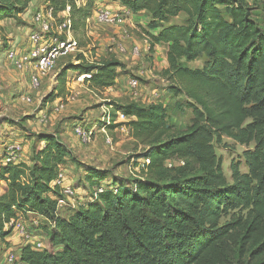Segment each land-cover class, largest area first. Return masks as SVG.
<instances>
[{
	"label": "trees",
	"instance_id": "trees-1",
	"mask_svg": "<svg viewBox=\"0 0 264 264\" xmlns=\"http://www.w3.org/2000/svg\"><path fill=\"white\" fill-rule=\"evenodd\" d=\"M99 1L50 5L54 13L70 6L73 29L93 16L88 8ZM16 3L24 8L28 0ZM118 3L149 16L143 33L149 52L166 46L161 76L174 96L190 101L191 124L172 131L161 102L113 106L130 119V134L145 147L138 159L149 164L143 177L107 184L108 173L83 169L88 200L65 216L57 211L61 188L52 183L70 153L55 134L39 135L42 147L33 150L32 166L0 169L7 183L0 241L13 234L11 221L33 214L52 225L39 226L41 233L50 231L51 250L22 246L13 264H264V22L252 18L245 0ZM8 7L0 10L11 13ZM261 12L264 18V1ZM179 14L184 24L161 26ZM200 59L202 68L186 66ZM75 62L56 76L62 84L71 71L91 74L89 88L103 90L114 87L124 69L114 58L93 64L81 55ZM222 137L253 146L242 153L245 173L239 162L230 164V183L213 147Z\"/></svg>",
	"mask_w": 264,
	"mask_h": 264
},
{
	"label": "rangeland",
	"instance_id": "rangeland-1",
	"mask_svg": "<svg viewBox=\"0 0 264 264\" xmlns=\"http://www.w3.org/2000/svg\"><path fill=\"white\" fill-rule=\"evenodd\" d=\"M70 1H73L77 6L86 4V0ZM263 1L245 0L249 13L259 24L264 22L261 12ZM118 4V0H101L96 3V6L91 3L88 11L93 13L92 17L94 19V13L97 9L116 7ZM6 6H9L8 10L11 8L12 12L6 11V13H3L0 10V148L7 143H22L23 153L19 163L32 166L33 150L42 147L38 136L41 134H55L70 153L65 159L64 165L60 166V172L63 174L65 182H68V186L75 192L74 202L78 201V197L83 194L81 193L83 190H85L83 192L87 196L89 193L87 183L82 176L83 169L89 168L105 172V174L108 173L109 175L106 176L107 181L104 184L111 183L113 178L132 180L143 177L141 161L138 156L144 153L145 147L132 137L127 121L116 119V116L113 117L112 114L111 120L114 123L110 122L107 125L104 120H101L102 109L93 105V101L90 100L92 97L95 100L97 98L103 100L102 102L105 103L107 108L110 105H121L120 103L137 102L146 105L161 102L166 106L167 123L172 131L182 132L191 124L192 114L187 107L190 101L182 94L174 96L168 90L169 83L161 76L165 65L166 46H160L156 51L148 52L144 43L141 42V46L138 47L139 56H133V45L128 46L132 39L136 37L142 39L149 21L147 19L148 15L144 13L136 15V17H145V24H136L132 19L131 25L130 23L125 25L124 29L128 36L126 38L122 37L116 27L96 24L91 17L84 25L81 20H77L78 23L72 29L71 38L77 43L81 53L74 51L59 58L49 76L41 80L37 89H32L28 75L15 70L8 64L5 51L9 47L21 50L27 48V37L30 31L35 29L32 25V17L35 12L42 9L44 3L43 0H28L26 7L23 8L22 5L16 3V0H0V9ZM221 12L227 18L223 8H221ZM185 20L186 16L179 14L168 22L161 24V26L182 25ZM118 46L125 47L127 51L124 54H117ZM83 54L86 55L87 61L92 60L93 64H100L109 58L124 62V69L117 71L121 72L122 76L117 79L116 85L97 90L99 93L94 92L92 94L88 84L78 87L72 81L74 75L71 71L67 73L66 78L68 81L62 84L56 76L66 68L65 65L76 64L74 62L76 57L83 56ZM186 66L190 69H200L204 66V60L200 59L187 63ZM131 77L137 78L139 82L136 94H133V91L127 86V82ZM67 83L69 85L71 83V86H73L72 91L79 93V95L75 102L65 104V107L55 111V107L59 104L58 98L64 97L67 93L69 86ZM23 97L29 98L30 102H22ZM89 104L90 106H88ZM81 105H85L87 108H81ZM108 110L112 111V109ZM112 112L114 113V111ZM39 113L46 117L43 124L38 121ZM98 124H101L100 129L97 127ZM102 124H105V126ZM76 127L91 133L89 142L83 138L82 141L77 137L74 131ZM107 138L110 145L105 143ZM213 147L216 156L222 161V170L229 183L231 182L229 166L232 162H239L240 172H246L242 153L247 149H252V145L248 147L241 146L227 137H222L221 143L214 142ZM78 188H80L79 193H76ZM68 204L69 206L59 210L60 216L67 215L68 211L71 210V204ZM24 221L23 225L26 230L34 231L35 227L26 215ZM47 228L51 230L52 227L47 224ZM13 234L16 235L17 233L14 231ZM49 234L50 231L40 235L45 237L44 240H40L43 241L44 248L48 251L51 250ZM16 236L22 244L21 236L18 234ZM5 250L7 252V249L0 247V259L3 258ZM0 262L6 264L4 261L0 260Z\"/></svg>",
	"mask_w": 264,
	"mask_h": 264
},
{
	"label": "built area",
	"instance_id": "built-area-1",
	"mask_svg": "<svg viewBox=\"0 0 264 264\" xmlns=\"http://www.w3.org/2000/svg\"><path fill=\"white\" fill-rule=\"evenodd\" d=\"M44 6L42 9L38 10L32 17V23L35 26V29L30 31L27 37V48L25 50L9 47L5 51V58L8 60L9 65H11L15 70L19 72H24L28 75L30 81V87L32 89H37L40 85L41 80L47 78L49 74L53 71L56 61L64 56H67L74 51H78L81 53V50L78 49L77 43L71 38L72 32V22L70 17V6H66L64 11L59 13H54L53 7L50 5V0H43ZM77 5V4H76ZM141 14V13H139ZM138 14H133L129 9L125 7H120L119 10H111L109 8H99L94 13L95 18L91 17L92 20L96 22V24L113 26L119 29L123 38L128 37L127 33L124 29L126 24L131 25L132 18ZM89 18L85 20L88 21ZM141 41L146 46V51L149 52L148 39L145 35H143ZM127 49L123 46H118V50H116L117 54H124ZM133 56H139V48L133 47L132 49ZM75 62V61H74ZM77 63V62H76ZM92 63V60L89 61ZM142 74V72H140ZM139 73V74H140ZM91 79V74H80L74 75V79L72 80L76 84H88V81ZM69 85V83H67ZM139 82L137 78L131 77L127 86L130 90L133 91V94H136V90L138 88ZM73 87H71V83L67 88V93L64 97L58 98V105L55 107V111L62 109L65 107V104H71L75 102L79 93H74L72 91ZM22 102L29 103V98H22ZM109 108H102V112L100 114V119L104 120L107 125L111 120V114L116 116V119H120L121 121H129L130 119L124 116V114L120 111L114 110L113 106H108ZM108 109H112L109 111ZM46 117L39 113L38 121L43 124L45 123ZM77 137L81 140L82 138L85 140H90L91 133L89 131H84L80 127H76L74 129ZM83 141V140H82ZM87 142V143H88ZM106 144L110 145V141L108 138L105 141ZM0 169L1 167L7 165H17L22 157L23 153V145L22 143H11L4 146V148L0 151ZM141 169L145 170V168L149 164V159L142 158L140 159ZM168 166H171L169 162ZM63 174H59L58 178L52 183V185H57L61 188L62 197L57 200V211L60 209L69 206L68 203L71 204V207L74 208L73 204H75L73 198L75 196V192L73 189L65 184V180L62 176ZM6 180L1 178L0 175V196L4 193L6 188ZM101 192V191H99ZM34 216L30 217L32 221V225L35 227L34 231H27L25 226L23 225L24 216L17 218L15 221H11L7 226L12 227L13 230L22 238V246H30L35 250L44 249L43 241L39 239L40 235V223L39 216L33 214H27ZM52 226V225H51ZM34 233V235H32ZM36 234V236H35ZM19 251H7L5 250L2 261L6 264H13L19 259ZM2 264V262H0Z\"/></svg>",
	"mask_w": 264,
	"mask_h": 264
},
{
	"label": "crops",
	"instance_id": "crops-1",
	"mask_svg": "<svg viewBox=\"0 0 264 264\" xmlns=\"http://www.w3.org/2000/svg\"><path fill=\"white\" fill-rule=\"evenodd\" d=\"M103 1V0H102ZM117 7V8H116ZM116 7H108L109 9H111V10H119L120 9V5L118 4V6H116ZM140 18V19H139ZM133 19V22H135L136 24L138 23L139 25H142V24H145V17H142V16H140V17H136V15L132 18ZM137 19V20H136ZM147 19H148V17H147ZM133 34V33H132ZM118 37H119V35H118ZM135 37V36H134ZM141 40L140 39H138V37H136V38H134V39H132L131 40V42H129V44H128V46H132L133 45V47H140L141 46ZM158 48H160V46H155L154 48H153V50L152 51H156ZM165 55H166V50H165ZM83 57H84V59L87 61V58H86V55L85 54H83ZM164 59H165V65L163 66V69H166V67H167V64H166V56H164ZM88 62V61H87ZM119 62H120V60H119ZM76 63V62H75ZM121 63L122 64H125L124 62H122L121 61ZM9 64V63H8ZM73 75H75L74 73H73ZM117 82V81H116ZM76 84V83H75ZM78 87H82L84 84H76ZM71 87H73V86H71ZM90 90V93H92V94H94V92H97V90H92V89H89ZM97 93H99V92H97ZM91 101H93V105H96V108H97V106L100 108L101 107V109L104 107L105 109L107 108V106H105V103L104 102H102L103 100H100V99H98L97 98V100H95L93 97L90 99ZM83 102H85V101H83ZM88 102H89V100H88ZM87 103V102H86ZM90 103V102H89ZM118 103V102H117ZM121 105H122V103H120ZM85 105H81L80 107L81 108H87L86 106L84 107ZM88 106H90V104L88 105ZM11 143V142H10ZM8 144V143H7ZM7 144H5V145H7ZM4 145V146H5ZM4 146L3 147H1L0 148V150H2V148H4ZM91 153H94V152H91ZM96 153H98V151H96ZM82 175H83V171H82ZM65 184L66 185H69L68 184V182H65ZM79 189L80 188H78L77 189V191L78 192H76V193H79ZM82 189V188H81ZM83 190V189H82ZM87 190H88V188H87ZM83 191H85V190H83ZM81 192V193H83L84 194V196H82L81 194V196H79L78 197V201L77 202H75V204H73V206H74V208L76 207V206H78V205H82V204H84L87 200H88V198L86 199V197H87V194H85L84 192ZM89 191V190H88ZM74 208H72L71 207V210L72 209H74ZM70 212V210L68 211V213ZM27 217H28V219H30V217L31 218H33L34 216H32V215H26ZM33 219H35V218H33ZM39 223H40V225L41 224H43L44 225V220L43 219H39ZM50 225V224H49ZM52 227V226H51ZM29 232H31V231H29ZM44 235V233H40V235ZM17 235V234H16ZM16 235H14V234H12L10 237H8V238H6L4 241H0V247H2L3 249L5 248V249H7V251H10V250H18V249H20L21 247H22V244H21V241H18V237L16 236ZM32 235H34V233L32 234ZM38 236L39 237V239H43L44 240V238L45 237H42V236ZM35 236H36V234H35ZM43 245H44V243H43ZM1 261H2V259H0Z\"/></svg>",
	"mask_w": 264,
	"mask_h": 264
}]
</instances>
